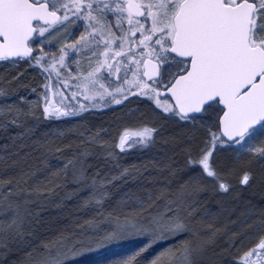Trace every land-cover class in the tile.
Wrapping results in <instances>:
<instances>
[{
    "label": "snow or ice",
    "instance_id": "1",
    "mask_svg": "<svg viewBox=\"0 0 264 264\" xmlns=\"http://www.w3.org/2000/svg\"><path fill=\"white\" fill-rule=\"evenodd\" d=\"M0 62L46 81L68 69L65 87L86 101L57 106L46 82L18 103L19 74L0 87V264H264V208L248 199L264 197V0H0ZM133 101L147 111L129 108L134 123L114 135L36 136L44 121ZM134 151L148 160L121 165ZM69 177L94 216L45 235L33 210Z\"/></svg>",
    "mask_w": 264,
    "mask_h": 264
},
{
    "label": "bare ground",
    "instance_id": "2",
    "mask_svg": "<svg viewBox=\"0 0 264 264\" xmlns=\"http://www.w3.org/2000/svg\"><path fill=\"white\" fill-rule=\"evenodd\" d=\"M23 77H25V76H23ZM23 77H21L22 80H20V82H21V84L24 85V84H26V82L23 81ZM28 82L32 83L30 80ZM27 84H29V83H27ZM22 88L25 91L26 87H22ZM23 90H20V88H19L16 93L19 92V94H20V92L23 91ZM22 106L25 107V108H27V104H23ZM144 109H145V111H147L145 107H144ZM127 120L129 121V119H127ZM89 124H92L93 127H95L94 129L99 128V126H100L99 123H97L96 120L90 122ZM85 125L86 124H84L82 122L80 123V122H76V121L75 122L62 121V122H59V123H57L56 121H53V120H51V121H44V122H42V123L39 124V126L37 128V131H36V136H38V132L39 131H42L43 133H48L50 138H54L53 137V134L54 133H58L59 131H62V130L66 131L67 129L73 128V127H79V130L80 131H84L86 129L85 128ZM121 126L119 124V127H121ZM116 130H115V132L112 135H114L116 133ZM109 136H111V135H109ZM133 153H135V155L134 156H131V154H133ZM66 155L67 156H70L71 153H66ZM149 155L150 154H142L139 151L130 152L127 155H121V157H120V163L124 167H130L133 164L140 165V164L145 163L148 160ZM64 160H65V156H63V158L61 157L60 161H64ZM93 163L97 164V167H99V168H104L103 161L93 160ZM69 178H71V177H69ZM67 182L64 183V186H62L61 188L57 189V193H61L62 194L59 197V199H58L59 202H54V199H55L54 197L57 194H53L50 197L49 200L43 202V205L45 207H42V210L40 211V213H39V208L40 207H37V208H35L33 210L34 213H38L39 214L40 219L43 222L42 227H45L53 219H64V218L69 219L70 217H72V218H74L76 220V222H74L75 224H80L79 223V220L80 221L83 220L85 222L86 220H89V219H91L94 216V212H91V211L85 212V211H82V210L79 209L78 206L82 202L81 195H83V194L77 195L78 189L76 188V186L74 184H69V182L68 183ZM131 189L132 190H137V186L135 184H133L131 186ZM68 190L74 191V193H70L71 191L68 193ZM69 197H71V198H69ZM61 199H62V201L65 200L66 203L68 204V206L63 205L62 204V201H60ZM248 199H250L252 201V203L254 205H256V208H258V206H259V196H258V193H256L255 195H249L248 196ZM48 203L50 204V206H49ZM58 204L61 205V206L60 207H57ZM210 204H211V206H208L209 208L212 207V206H215V207H218L219 208V206L216 203H214V202H212ZM71 212H72V215H71ZM226 216H227V213H224V217H226ZM235 218L236 217L234 216L233 219H235ZM226 223H228L227 220L224 222V224L217 225V226L223 228V226ZM68 225H70V223H68L66 225V227H68ZM86 225H87L86 223H83L82 226H83L84 229H87ZM42 227H41V229H42ZM229 227L231 228L232 225L229 224ZM70 230H71V228L70 229H67L66 231L70 232ZM237 230H239V229H237ZM74 231L77 232L79 230L78 229H74ZM230 237H231V232H228L227 235H225V236L222 237V239L219 241V243L220 244H224V242L225 241H228ZM248 243H249V241H247V240L244 241V244H248ZM134 245H135V243L134 244H129L128 246L125 245L124 247L122 246L121 248H118V249L116 248L115 249V252L119 256H123L127 252L132 253V252H134L140 246V243L136 244L135 246ZM239 246H240V244H239V242H237V247H239ZM159 250H160V248H158V247L153 249V251L155 252V254ZM231 251L234 254L236 252V249L233 248ZM110 256L114 257L113 255H110ZM222 258L225 259V260H227L229 262V264H231V262L233 260V257L232 256H229L227 254H225L224 257H222Z\"/></svg>",
    "mask_w": 264,
    "mask_h": 264
},
{
    "label": "rangeland",
    "instance_id": "3",
    "mask_svg": "<svg viewBox=\"0 0 264 264\" xmlns=\"http://www.w3.org/2000/svg\"><path fill=\"white\" fill-rule=\"evenodd\" d=\"M78 34L79 33H77V35ZM72 59H73V61H75L77 59V57H73ZM80 64H81L82 68H86L87 67L86 59L80 58ZM72 67L73 68L76 67L75 63H73ZM17 74H19V79L20 80H22V78H21L22 75H26V76H28L29 80L32 83H34V84L31 83L30 87L27 86L25 91L19 85L16 86L15 90L13 91V97L17 96V98H18L17 102L18 103L20 102L19 101V97L20 96L25 97V99L27 101H36L38 99V97H37V95L35 93H33L31 91V89L33 87H36L39 92H43L44 91L43 85L46 82L49 83L50 88H53L54 92L62 93L61 95H53V92H49L50 99H52L53 103L56 104L57 106H59V104L61 102H63L64 104H69V103L75 104L77 107L79 106L80 103H86V101H84L82 97H76V98L72 97L71 92L74 91L75 89H72V88H69V87H65L64 82H63V78H67L68 69H65L61 73L62 79L60 81H57V78H56L55 75L52 76L50 81H46L45 80V76L47 74L46 73H42L39 68L31 67V66H29L26 63H23V64L20 63L18 66H13V65L6 64L5 62H0V87H3V88L7 87V85L4 83V80L6 79V77L9 80H11L12 77L17 75ZM68 83H69V85L72 84V81H71L70 78H68ZM19 88H20V90H23V91L20 92V94H19V92L16 93ZM0 101H3V97H0ZM9 102H11V100H9ZM40 102H41V104L43 103L42 99H41ZM27 107H28V105H27ZM112 107L115 109V111H112L111 109H98V110L97 109H90L88 112L82 114V117H80V118H72V119L65 118V119H61V120L53 119V121H56L57 123L62 122V121H67V122H75V121H77L78 122L79 120H83L84 118H86L91 113H95V112L102 113V111L105 110V114L107 115V117L105 119H102V118L97 117V116L96 117L92 116V119H96L97 123H99L100 121H101V123H103V122H110V123L113 122V123H115L116 127H114V124H112L109 128H107L108 131H109V135H112L115 132V130L117 129V127H119V125L117 126V123L119 122V120L116 119V117H119V111L122 114V117H121L122 119L120 120V126L121 125L123 126L124 124H128L129 126H131V124L134 123V121H130V120L128 121L127 119H129V118L125 115L128 112L129 108H137V107H139L142 111H145V109H144L145 106L143 104H139L138 105L135 101H133L132 103L128 104L127 107H125V108H120L119 106H115V105H113ZM134 155H135V153L131 154V156H134ZM140 165H142V164H140ZM68 182H69V184H73L72 181H71V178H69ZM49 206H50V204H49ZM43 207H45V206H43ZM209 209L212 212L219 211V208L215 207V206H212ZM41 210H42V207L39 208V213H40ZM53 220L55 221L56 219H53ZM225 221H226V219L224 217V214H222L218 218V220L216 221V224L217 225H222V224H224ZM59 224H62V223H59ZM86 227H88V226L86 225ZM134 243L136 245V244L139 243V241H131V243L130 242H126L123 245V247L125 245L128 246L129 244H134ZM121 247L122 246L117 247V249L121 248ZM217 250L219 251L220 249L218 248ZM132 253L127 252L123 256H127V255H130ZM154 254H155V252L153 250H151L148 253V258L150 259L151 256L154 255ZM108 255L110 256V255H112V253H108ZM112 258H116V257L114 256Z\"/></svg>",
    "mask_w": 264,
    "mask_h": 264
},
{
    "label": "trees",
    "instance_id": "4",
    "mask_svg": "<svg viewBox=\"0 0 264 264\" xmlns=\"http://www.w3.org/2000/svg\"><path fill=\"white\" fill-rule=\"evenodd\" d=\"M24 62H21V64H23ZM23 76H25V77H23ZM22 77H23V81L24 82H26V84H24V85H27V86H31V83L30 82H28L29 80V78H28V76H26V75H22ZM5 80H9L7 77H6V79ZM4 80V81H5ZM27 83H29V84H27ZM32 84H34V83H32ZM5 88H7V87H5ZM26 90V89H25ZM13 98H15L17 101H18V98H17V96H14ZM92 116H97V117H100V118H102V119H105L106 117H107V115L105 114V113H101V114H90V115H88L86 118H84L83 120H79L78 122H82V123H84V124H86L85 125V128H87V129H91L93 132H95L97 129H101V128H109L112 124H114V127H116L115 126V123H113V122H103V123H101V121L99 122V128H96V129H94L95 127H93V125L92 124H89L90 122H92V121H94V120H96V119H92ZM119 117H122V114H121V112L119 111ZM67 122V121H66ZM77 122V121H76ZM120 124V120H119V122L117 123V126ZM43 132L42 131H39L38 132V136L37 137H40V138H42L43 137ZM4 143V141L3 140H1L0 141V145H2ZM62 158H63V156H61ZM61 157H60V159H61ZM57 161H55L54 160V163H56ZM71 190H68V193L70 192ZM133 191H136V190H133ZM70 193H74V191H71ZM62 194L61 193H58L54 198V202H59V197L61 196ZM82 198H83V195H81V200H82ZM60 201H62V199L60 200ZM62 204L63 205H65V206H68V204L66 203V201L65 200H63L62 201ZM208 206H211V204H209ZM71 215H72V212H71ZM74 222H76V220L74 219V218H72V217H70L69 219H67V218H64V219H56L55 221L54 220H52V221H50L49 223H48V225L47 226H45V227H42V229H41V232H43L45 235H51V233L53 232V231H55V232H59V231H65V232H68V231H66L67 229H70L71 228V230H70V232L71 231H74V229H78L79 231H77V232H80L82 229H84L83 228V223H85L83 220H79V223L81 224H75ZM59 223H62V224H59ZM68 223H70V225H68V227H66V225L68 224ZM74 225V226H73ZM76 225V226H75ZM81 226V227H77V226ZM75 227V228H74Z\"/></svg>",
    "mask_w": 264,
    "mask_h": 264
},
{
    "label": "flooded vegetation",
    "instance_id": "5",
    "mask_svg": "<svg viewBox=\"0 0 264 264\" xmlns=\"http://www.w3.org/2000/svg\"><path fill=\"white\" fill-rule=\"evenodd\" d=\"M257 193H258V196H259V206H258L257 209L259 210L260 208H264V203H261V201H262V199H264V197H262L259 192H257Z\"/></svg>",
    "mask_w": 264,
    "mask_h": 264
}]
</instances>
